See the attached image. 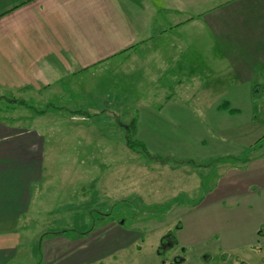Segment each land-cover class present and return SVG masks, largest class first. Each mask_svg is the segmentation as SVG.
Instances as JSON below:
<instances>
[{"label": "crops", "instance_id": "1", "mask_svg": "<svg viewBox=\"0 0 264 264\" xmlns=\"http://www.w3.org/2000/svg\"><path fill=\"white\" fill-rule=\"evenodd\" d=\"M179 94L188 101L174 98ZM0 96L12 97L13 104L11 116L0 117V264H23L20 252L27 254L29 241L36 239L37 249L30 248L37 254H27L30 264H93L123 248L126 235L127 242L139 237L107 219L108 213L100 218L102 228L95 229V223L88 234L79 227L70 233L64 223L32 234L21 230L25 220L42 215L48 150L58 155L70 141L81 160L85 152L90 161H103L100 156L114 151V136L86 114L108 106L117 113L139 107L162 129L180 127L181 112H201L193 114L192 129L220 128L227 115L237 116L247 129L259 123L264 128V0H0ZM15 117L34 122L19 125ZM45 118L57 134L42 128ZM257 158L237 159L235 166L219 163L217 184L192 180L187 193L202 187L203 204L248 207L259 229L264 226V162L253 164ZM154 161L141 160L148 170L173 168ZM247 165L253 168L250 186L233 173L224 183L227 168L243 172ZM90 166L77 175L80 186L90 185L89 196L65 209L84 205L85 210L99 195L107 198L108 184L98 189V170ZM182 193L159 194L156 201L184 204L177 196ZM80 217L79 224L88 225ZM100 234L106 248L97 244Z\"/></svg>", "mask_w": 264, "mask_h": 264}, {"label": "rangeland", "instance_id": "2", "mask_svg": "<svg viewBox=\"0 0 264 264\" xmlns=\"http://www.w3.org/2000/svg\"><path fill=\"white\" fill-rule=\"evenodd\" d=\"M174 98L180 102L188 101L187 97L180 94ZM12 105V97L3 96L0 101V117L9 118L11 112L8 108ZM114 109L108 106L99 112L86 114L87 120L97 123L103 131H107L108 136H114V151L109 155L100 156L99 159L103 161H90V154L85 152L82 155L89 160H81L76 153V145L70 141L61 145L58 155H51L50 149L48 150L46 157L50 164L45 161L42 181V199L45 204L41 206L42 215L29 221L25 220L21 230L32 234L41 227L44 231L59 229V224L64 223L70 233H74V229L79 227L88 231V234L95 223V229L102 228L100 218L103 213H108L107 219L112 218L120 222L125 231L130 230L132 238L135 235L139 239L127 242L126 235L122 238L125 239L123 248L100 256L93 264H264V226L258 229L256 224L254 225L247 214L248 207L244 208L241 204H203L202 187L200 192L187 193L192 180H204V183L209 180L217 184L220 178L216 165L224 161L235 166L238 164L237 159L258 156L253 164L261 166L264 162L262 124L259 123L256 129H247L238 122L237 116L231 118L227 115L225 121L222 119L220 128L192 129L189 125L196 122L192 119L193 114L201 116V112H181L178 123L180 127L162 129L155 122L158 119L143 113L139 107L126 108L120 113ZM15 118L13 120L19 125H31L34 122ZM38 118L36 117L35 122L40 120ZM41 125L46 133L57 134L56 125L47 118ZM78 131L81 135L82 130ZM65 133H68L67 130ZM202 137L204 142L198 140ZM128 139L142 142L150 156L143 153L140 146L129 148ZM47 146L49 148V143ZM222 154H226V157L223 158ZM218 155H222L220 160ZM155 159L159 161L160 166L170 163L173 168L169 169L170 172L164 168L148 170L141 162L144 160L145 163H150ZM91 163L92 169L98 170V189L108 184L105 186L108 191L107 198H102L104 194L99 195L100 199L95 200L94 204H89L85 210L84 205L80 209H65L70 203L77 206L81 198L89 196L90 185L80 186L77 175L79 169L89 171ZM248 166L244 167L243 172L238 168L237 171L227 168L224 183L227 182L229 173H233L240 176V182L250 186L254 177L249 174L253 168ZM107 171L113 172V176L106 174ZM194 172L196 175L192 174ZM185 173L189 175L188 178H184ZM162 187L163 194H160L159 189ZM179 190L184 191L177 195L186 200L184 204L156 201L159 194L172 195L168 193ZM128 191H131L130 198ZM192 197L193 201L190 199ZM106 205L108 206L105 208ZM58 209L59 212L56 211ZM80 216L88 220V225L79 224ZM256 228L260 232H256ZM99 238L100 240H96L98 246L106 248L104 243L102 244L105 241L101 240V234L97 237ZM121 241L118 239L114 243ZM38 243L40 251L41 241ZM110 244L109 240V246ZM30 245L36 248L37 239L29 241V246L26 247L27 254L31 253V250L36 253L35 248H30ZM27 254L20 252L19 263H31V257Z\"/></svg>", "mask_w": 264, "mask_h": 264}, {"label": "trees", "instance_id": "3", "mask_svg": "<svg viewBox=\"0 0 264 264\" xmlns=\"http://www.w3.org/2000/svg\"><path fill=\"white\" fill-rule=\"evenodd\" d=\"M3 98V96H0V101H1V99ZM129 137V136H128ZM127 137V138H128ZM127 143H128V145L131 147V148H135L136 146H140L141 147V151L143 152V153H145L147 156H150L149 154H148V152H147V150H146V148H145V146H144V144L142 143V142H140V141H132L131 139H128L127 140Z\"/></svg>", "mask_w": 264, "mask_h": 264}]
</instances>
